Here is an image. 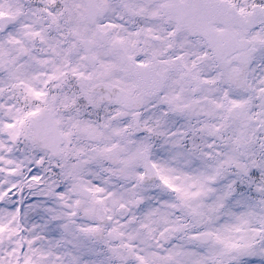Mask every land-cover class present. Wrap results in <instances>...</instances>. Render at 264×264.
I'll list each match as a JSON object with an SVG mask.
<instances>
[{"label": "flooded vegetation", "instance_id": "obj_1", "mask_svg": "<svg viewBox=\"0 0 264 264\" xmlns=\"http://www.w3.org/2000/svg\"><path fill=\"white\" fill-rule=\"evenodd\" d=\"M22 5L28 108L36 106L40 89L50 90L40 97L45 103L79 95L75 106L89 110L86 120L85 113L71 122L70 132L93 141L85 154L107 159L115 179L143 171L144 160L158 172V154L168 141L181 143L189 167L198 156L209 172L219 165L217 148L230 140L236 164L229 169L244 178L233 185L264 190V0ZM260 221L246 225L257 247L264 243Z\"/></svg>", "mask_w": 264, "mask_h": 264}, {"label": "rangeland", "instance_id": "obj_2", "mask_svg": "<svg viewBox=\"0 0 264 264\" xmlns=\"http://www.w3.org/2000/svg\"><path fill=\"white\" fill-rule=\"evenodd\" d=\"M5 16L13 22L0 33V59L9 57L13 68L0 75V264H264V243L257 247L251 229L238 228L257 221L264 202L253 206L246 195L236 197L233 182L244 178L229 169L236 164L230 140L217 148L218 156L210 148L219 165L209 172L197 161L189 167L186 153L168 141L155 165L161 185L143 182L139 170L117 180L107 159L85 154L91 145L71 134V122L82 114L62 112L65 100L54 99L42 108L59 113L63 157L43 152L30 127L41 107L28 119L19 105L23 97L11 88L24 89L27 77L22 0H0ZM80 186L91 202L79 198ZM260 191L249 196L258 198ZM94 204L104 221L94 216ZM202 234L211 236L208 244L191 240Z\"/></svg>", "mask_w": 264, "mask_h": 264}, {"label": "water", "instance_id": "obj_3", "mask_svg": "<svg viewBox=\"0 0 264 264\" xmlns=\"http://www.w3.org/2000/svg\"><path fill=\"white\" fill-rule=\"evenodd\" d=\"M0 71L3 73H7L8 71V66L6 61H1L0 65ZM41 133V131H40ZM60 145V139L57 142H54V146L52 148L53 151H56L59 148ZM202 241L207 242L209 240V236H204L200 238Z\"/></svg>", "mask_w": 264, "mask_h": 264}]
</instances>
